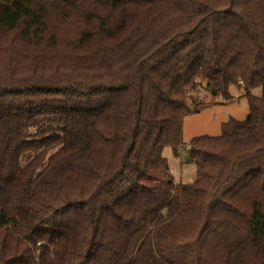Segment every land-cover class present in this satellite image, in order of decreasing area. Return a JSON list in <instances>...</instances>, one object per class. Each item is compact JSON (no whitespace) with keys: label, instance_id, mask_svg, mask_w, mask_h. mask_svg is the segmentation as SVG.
Returning <instances> with one entry per match:
<instances>
[{"label":"trees","instance_id":"trees-1","mask_svg":"<svg viewBox=\"0 0 264 264\" xmlns=\"http://www.w3.org/2000/svg\"><path fill=\"white\" fill-rule=\"evenodd\" d=\"M0 264H264V0H0Z\"/></svg>","mask_w":264,"mask_h":264},{"label":"rangeland","instance_id":"rangeland-1","mask_svg":"<svg viewBox=\"0 0 264 264\" xmlns=\"http://www.w3.org/2000/svg\"><path fill=\"white\" fill-rule=\"evenodd\" d=\"M233 99L224 100L221 95H210L201 90V106L189 113L183 123L182 143L188 145L196 136L208 134L219 135L222 124L231 118L242 120L249 112L248 97L242 89L235 86L230 89ZM261 90L256 88L252 94L259 95ZM193 107L192 101H190ZM164 155L171 167L176 183H192L195 181L197 165L194 161L187 160V155H175L171 147L164 149Z\"/></svg>","mask_w":264,"mask_h":264},{"label":"built area","instance_id":"built-area-1","mask_svg":"<svg viewBox=\"0 0 264 264\" xmlns=\"http://www.w3.org/2000/svg\"><path fill=\"white\" fill-rule=\"evenodd\" d=\"M186 152H185V149L184 148H181V150H180V154H185Z\"/></svg>","mask_w":264,"mask_h":264},{"label":"water","instance_id":"water-1","mask_svg":"<svg viewBox=\"0 0 264 264\" xmlns=\"http://www.w3.org/2000/svg\"><path fill=\"white\" fill-rule=\"evenodd\" d=\"M190 159V156H187V160H189Z\"/></svg>","mask_w":264,"mask_h":264}]
</instances>
